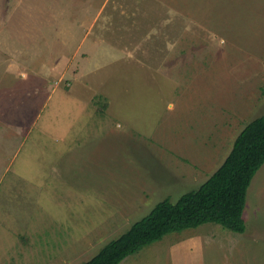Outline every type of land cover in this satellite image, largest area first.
Returning a JSON list of instances; mask_svg holds the SVG:
<instances>
[{
  "label": "rangeland",
  "instance_id": "obj_1",
  "mask_svg": "<svg viewBox=\"0 0 264 264\" xmlns=\"http://www.w3.org/2000/svg\"><path fill=\"white\" fill-rule=\"evenodd\" d=\"M262 114L264 0H0V264L91 258ZM245 220L119 264H264V163Z\"/></svg>",
  "mask_w": 264,
  "mask_h": 264
},
{
  "label": "trees",
  "instance_id": "obj_2",
  "mask_svg": "<svg viewBox=\"0 0 264 264\" xmlns=\"http://www.w3.org/2000/svg\"><path fill=\"white\" fill-rule=\"evenodd\" d=\"M263 163L264 114L241 129L224 161L199 187L183 193L176 201L160 200L149 213L78 264H119L171 231L205 222L244 232L248 188Z\"/></svg>",
  "mask_w": 264,
  "mask_h": 264
},
{
  "label": "crops",
  "instance_id": "obj_3",
  "mask_svg": "<svg viewBox=\"0 0 264 264\" xmlns=\"http://www.w3.org/2000/svg\"><path fill=\"white\" fill-rule=\"evenodd\" d=\"M58 137H61V134H59V136ZM62 138V137H61ZM188 234H190V232H188Z\"/></svg>",
  "mask_w": 264,
  "mask_h": 264
}]
</instances>
